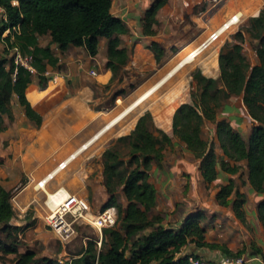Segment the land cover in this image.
I'll list each match as a JSON object with an SVG mask.
<instances>
[{
    "label": "trees",
    "instance_id": "16d2710c",
    "mask_svg": "<svg viewBox=\"0 0 264 264\" xmlns=\"http://www.w3.org/2000/svg\"><path fill=\"white\" fill-rule=\"evenodd\" d=\"M168 0H153L141 18L142 34H154L158 23V11ZM6 12V20L0 18V42L5 54L17 47L22 54L32 57L38 85L46 87L51 79L47 67L57 68L59 57L51 48L56 44L65 51L71 46H82L90 56L98 53V38L104 37L106 45L105 66L111 71L109 81L117 70L126 64L127 49L121 47L120 36L129 32L127 24L111 13L112 0H0ZM247 30L258 40V63L251 65L242 51V32L235 34L232 43L223 44L218 52L219 78L204 75L201 70L192 73L196 92H191L192 102L181 103L172 115V136L157 128L152 115L146 111L140 115L132 131L119 137L129 146L130 159L126 167L119 152L107 148L102 154L103 183L108 200L102 208L117 204L118 189L123 193L126 205L119 206V227H105L101 232V247L88 240L78 257L70 264H185L186 256L177 253L188 242L196 246L214 247L205 241V227L201 210L187 216L177 228L166 227L160 216H150L156 205V189L149 181L151 164L162 165L163 149L173 143V138L184 144L196 160L204 182L211 183L221 172L235 174L241 161H246L247 182L259 194H264V6L258 15L249 18ZM5 31H7L6 34ZM48 35L46 45H39L38 38ZM148 48L156 62H160L165 48L152 40ZM32 74L22 66H16L12 57L0 55V131L4 129L3 116L12 118L11 97L16 95L25 116L37 127L42 116L32 107L26 96ZM219 83H222L220 85ZM230 94L242 95L243 103L256 122L245 138L226 119H218L217 112ZM205 121L214 127L213 139L226 159H219L213 139L202 136ZM234 194L232 200L226 197ZM217 197L223 205H231L235 215L244 220L243 205L246 195L235 189L234 182L220 187ZM11 191L0 182V229L7 240L0 239V254H15L16 264H62L48 257L36 258L32 250L19 252L18 234L25 226H13L15 217L11 203ZM256 217L264 228V197L256 206ZM31 224V223H30ZM29 224V225H30ZM28 225V226H29ZM245 247L232 252L223 248V254L240 256ZM260 254L259 251L255 252Z\"/></svg>",
    "mask_w": 264,
    "mask_h": 264
},
{
    "label": "rangeland",
    "instance_id": "374dc122",
    "mask_svg": "<svg viewBox=\"0 0 264 264\" xmlns=\"http://www.w3.org/2000/svg\"><path fill=\"white\" fill-rule=\"evenodd\" d=\"M152 1L138 0L135 4L133 1V4L123 6L120 0H112V11L115 15H122L124 20L132 24L135 21L133 29L141 26V31L138 33L129 29L127 34L120 36V46L127 49L128 59L126 64L117 70L112 81L108 80L102 83L98 75L104 67L107 69L106 66H100L99 62H97L102 60L99 55H102L104 51L106 52L107 43L103 44L104 39L99 43V55L95 59L85 49L82 52L80 51V54H76L78 55V61L74 62L71 59L73 63L70 69L65 61L60 60L57 68L48 67L51 71L47 73L49 77L61 74L65 77V80L62 81L61 86L56 85L58 92L53 93L56 94V99H53L52 104L47 105L46 109L49 113H52L56 107L59 109L64 104H68L66 109H69L71 99L69 101L64 100L67 97H73L74 102L83 103L84 108L89 110V128L91 129L84 142L98 133L102 127L127 107L141 92L173 68L172 66L180 60V57L188 54L224 21L234 14H239L240 21L227 28L217 40L207 45L191 61L174 72L144 102L122 116L118 122L104 131L100 138L90 145L87 150L92 156L89 162L93 171L90 173V185L86 187L85 193L92 214H96L109 198L106 189H101L100 187L102 177L104 179L101 170L103 166L102 154L107 148L117 150L119 158L124 162L121 168L127 166L130 159V148L126 141H119L118 139L132 131L140 115L149 111L154 125L160 129L163 128L160 123L163 115L171 117L172 122L174 108H177L183 102H192L190 94L192 91L196 92L192 73L196 70H201L204 75L218 79L220 71L218 55L216 59L217 50L219 52L220 47L225 43L236 41L235 34L237 32H242L244 36L241 43L242 51L250 64L253 65V60H258L255 52L258 40L250 35L247 28L249 18L258 15L260 9L264 6V0H254L250 10L234 11L219 21H216L217 16L224 13L226 8H228V4L235 5L238 0H230L228 4H226L228 0H168L158 11V23L154 26V34L146 36L142 34L141 18L143 15L141 17L140 15L142 14L143 5L148 8ZM48 38L47 36H42L41 41L46 43ZM152 40L158 41L165 48V54L161 61L156 62L154 57L151 56H143L134 61V50L139 47L147 48ZM2 50L0 46V55H2ZM54 53L59 59L63 58L64 51H61L58 47L54 50ZM12 55V50L6 54L7 58L12 57ZM136 64L140 65L137 66ZM91 70H95L97 75L91 74ZM214 70L217 71L214 72ZM109 72L111 74L110 70ZM32 77L35 79L36 74H33ZM219 84L222 85V83ZM31 86L33 89L37 87L35 84ZM211 124H213L211 121H205L202 127V136L209 141L213 139ZM167 132L172 136L171 126L167 128ZM213 142L214 146L219 148L215 139H213ZM162 153V165L157 167L156 163L153 162L148 170L149 181L154 185L157 194L156 205L150 212V216H160L163 219L162 224L164 226H175L178 222V216L183 211L201 210L207 214L202 221V223L206 224L205 228L207 227L208 229L207 237L211 240L219 241L220 239L215 236L216 231H212L217 225L215 219L218 217L222 218L221 223L223 226V224H227V217L229 216L227 215L229 208L221 206L223 204L217 197V192L219 191L217 189L222 186L221 181L217 178L207 185L202 178H198L195 171L197 168L199 169V161L194 157H188L187 154L190 152L176 138H173L171 145L164 147ZM11 156L12 154H10V158ZM177 159H184L186 162L191 161V163H187L188 169L180 168L176 171L174 169L175 165L179 163L176 161ZM11 162L13 163H10L9 166L12 170L15 169V172L8 175L5 182H8L7 186H9L8 188L11 191L10 200L16 214L10 223L13 226H25L23 231L18 234L19 252L29 249L34 251L36 258L48 257L62 264H70L78 257V253L86 246L88 240H94L97 248L102 246L101 243L100 245L98 244L99 234L97 230L92 225L81 221L73 223L74 233L70 237L60 240L59 236L43 219L46 213L43 205L46 191L34 188L37 181L44 178L45 175L40 179L36 178L31 185L26 187L24 192L29 196L28 205L25 203L23 205L18 193L28 179L18 171V160L12 158ZM234 186L235 189L246 194L245 203L253 204V199L249 196L250 187L245 181L244 173L235 178ZM47 190L49 192L54 191L49 190L48 187ZM116 196L118 204L115 205L117 211L116 227H119V206L124 209L126 200L120 189H118ZM234 197L235 195L232 194L226 198L232 200ZM33 216L37 217L33 218ZM221 228L224 227H219L218 231ZM0 239L7 240L5 233L1 229ZM243 245L239 246L238 250L244 248ZM257 248H250L251 254ZM243 254L248 255L246 252ZM15 259V254H0V264H16Z\"/></svg>",
    "mask_w": 264,
    "mask_h": 264
},
{
    "label": "crops",
    "instance_id": "0c3cea01",
    "mask_svg": "<svg viewBox=\"0 0 264 264\" xmlns=\"http://www.w3.org/2000/svg\"><path fill=\"white\" fill-rule=\"evenodd\" d=\"M133 1L135 4L138 0ZM133 1L120 0V3L123 4V6H126L127 4H133ZM229 1L230 0H228L226 4H228ZM253 3L254 0H238L235 5L228 4V8H226L224 13L217 16L216 21L224 19L226 15L237 10H250ZM146 8L147 7L143 5L142 14L140 15V17L143 15V12ZM110 10L111 13L114 14V12L112 11V5ZM116 16L120 17L127 24L130 31L134 30L135 33L141 31V26L133 29L135 21L133 22L134 24H132L131 22L124 20L122 15ZM42 36L49 37L48 35ZM42 36L38 38V42L39 45L44 46L48 43L49 38L46 43H43L41 41ZM101 40H103V44L107 43L106 38H98V53L92 57L93 59H95L96 56L99 55V43ZM0 46L3 49L2 55L6 56L4 52V43L0 42ZM51 48L54 51L57 48V45L52 44ZM82 50H85V48L82 46H71L64 51L63 58L61 57V59L59 60L65 61V63L69 65L68 68L70 69L72 67L73 61L76 62L79 60L77 57L78 55L76 54H80V51L82 52ZM105 54L106 52L104 51L102 55H99L102 60L97 61L99 62V65L103 67L106 63ZM217 55L218 50L216 53V59ZM143 56L153 57V53L148 47H139L134 50V61L135 59L142 58ZM71 59H73V61ZM257 63V59L255 61L253 60V65ZM136 65L138 66L140 64ZM48 67L46 74L51 72ZM215 71L217 70H214V72ZM95 75H97V73ZM98 75L102 83L108 81L111 76L109 70L105 69V67L99 72ZM50 78L51 79L48 81L47 86L43 88L38 85L37 75L35 79H33V77L31 76V83L26 89L27 99L29 100L32 107L42 116V123L39 127H37L31 120H29L25 116L23 107L18 103L15 94H13L11 97L12 118H9L7 115L3 116L4 129L0 131V182L3 187L9 190V186H7L8 182H5V179L8 177V175H11L13 172H15V169L12 170L9 165L10 163H13L11 162V159L16 158L19 165L18 171L24 174L28 179V181L24 184V187H22L20 189L21 191L18 193L23 205L24 203L27 204L29 197L24 192L26 187L31 185L32 181L36 178L40 179L43 175L46 176L48 173L53 171L62 161H67V159H69L67 167L63 171L60 170L58 171V173L56 172L59 175L56 176L57 174H55L53 178L47 181V187L49 190H55L59 187H64L71 193L86 197V187L90 185L89 177L90 173H92L93 171V168L90 166L89 162V159L92 156L89 154V151L87 149L90 147V145L97 141L100 136L92 141L86 148L80 150V147H82L83 144H85V142L89 140L88 139L84 142L85 138L88 137L89 132L91 131V129L89 128V110H86L84 108V106L82 105L83 103L80 104L78 101L74 102L73 97H67L64 100L69 101L71 99L69 109H66V106L68 104H64V108L61 107L58 109L56 107L52 113H49L46 108L47 105L52 104L53 99H56V94H53L58 92V88H56V85L61 86L62 81L65 80V77L61 74H56L55 76ZM32 84H35V86H37L36 89H33V87L31 86ZM168 118L170 119H168L169 121L164 122L161 119L160 123L163 125L162 129H164V131L171 136V134L167 132V128L171 126V117ZM217 118L226 119L227 121H229L235 129H237L243 136H245V138L248 137L252 126L256 123L250 117L243 103L242 95H234L230 93L224 105L217 112ZM214 127L215 125L211 124L212 136H214ZM203 138L205 137L203 136ZM215 152L219 159L227 160V158L223 156V152L220 148L215 147ZM10 154H12L11 158ZM73 154L75 155L73 156ZM187 156L190 158L193 157L191 153H188ZM176 161L179 162L177 165H175L174 169L176 171L180 168L188 169L187 163H191V161L186 162V160L184 159H177ZM238 164L241 167L240 170L235 174H228L226 172L220 173L219 180L221 181L222 186L228 182V179H231L234 182L235 178L239 177L241 173H244L245 181H247L246 161H241ZM101 170L103 173V166ZM195 172L198 178H202L200 170L198 168ZM100 182L101 189H105L103 177ZM206 184L209 185L210 183ZM249 196L251 197V199H253V204L251 203L250 205L248 203H245L243 205L244 220H240L235 215L231 205H221L229 208L227 210V215L229 216L227 217V224H223V226L221 223L222 218L218 217L217 219H215V221H217V225L215 226V229H212V231H216L215 236L220 239L219 241L209 239L207 237L208 229L207 227L205 228V241L214 244V247L196 246L193 242H188L177 253V257L194 254L198 257L213 261L223 255V248L235 252L239 249V246L244 244L243 246L245 247V252L248 255L250 254V257L252 258L250 264H264V228L261 222L256 217L257 203L261 198L264 197V194H259L250 187ZM196 211L198 210L196 209L190 212L183 211L181 215L178 216V222L175 226L169 225L166 227H179L187 216L193 214ZM206 215L207 214L205 213V218ZM36 217L37 216H33V218ZM202 225L204 227L206 226L205 223H202ZM219 227L224 228H221L218 231ZM253 247H258L255 252L259 251L260 254H256L255 252L251 254L250 248Z\"/></svg>",
    "mask_w": 264,
    "mask_h": 264
},
{
    "label": "built area",
    "instance_id": "2783aa9c",
    "mask_svg": "<svg viewBox=\"0 0 264 264\" xmlns=\"http://www.w3.org/2000/svg\"><path fill=\"white\" fill-rule=\"evenodd\" d=\"M0 18L6 20V12L1 4ZM227 20H232V23L230 24L231 26L232 24L240 21V16L239 14H234ZM219 28L220 26L210 32L204 40L193 48H196L198 51L191 57V59H193L207 45L217 40L225 31H220ZM6 32L7 31H5V33ZM11 50L13 51L12 60L16 66L24 67L32 75L36 74V69L32 65V57L30 55L22 54L17 47H13ZM190 53L191 52H189L188 55ZM90 72L93 75L96 74L93 70ZM66 167L67 165L65 161H62L57 165V168L63 170ZM44 184L47 185L45 178L38 180L35 185V189L44 191ZM45 195L46 197L43 201V205L46 209V213L43 219L45 223L59 236L60 240H65L70 237V235L74 233L73 223L75 221H81L92 225L97 230L99 234L98 244L100 245L102 228L115 227L117 224V211L115 206L101 208L96 214H92L90 204L86 197L70 193L64 187H59L50 193L45 192ZM251 261L252 258L246 254H242L240 256L223 254L218 259L213 261L198 257L194 254H188L185 259V264H250Z\"/></svg>",
    "mask_w": 264,
    "mask_h": 264
},
{
    "label": "bare ground",
    "instance_id": "6f19581e",
    "mask_svg": "<svg viewBox=\"0 0 264 264\" xmlns=\"http://www.w3.org/2000/svg\"><path fill=\"white\" fill-rule=\"evenodd\" d=\"M258 4V3H257ZM232 23V20H227L224 23H222L220 25V31H224L226 30L230 24ZM197 49H193L189 52H191L189 55L186 54L183 57H180V60L174 64V66H172L173 68H171L165 75H163L162 77H160L158 80H156L154 83H152L149 87H147L143 92H141L127 107H125L122 111H120V113H118L114 118H112L104 127H102V129L96 133L95 135H93L87 142H85V144H83L82 147H80V150L83 148H86L92 141H94L95 139H97L99 136H101L102 133H104V131H106L107 129H109L112 125H114L116 122H118L119 119L122 118V116H124L125 114H127L129 111H131L133 108H135L137 105L141 104L142 102H144L150 95L151 93L158 87L160 86L162 83H164L174 72H176L178 69H180L181 67H183L186 63H188L189 61H191V57L194 56L197 53ZM188 52V53H189ZM214 63V62H213ZM168 112V111H167ZM166 112V113H167ZM161 115V114H160ZM164 122L165 121H169L170 119L166 116L163 115V117L161 118ZM169 119V120H168ZM163 123V122H162ZM168 125V124H167ZM79 150V151H80ZM78 153V152H77ZM75 154H73L74 156ZM69 159H67L66 165L68 164ZM63 170V169H59V168H55L53 171H51L50 173H48L44 178H45V182H47L48 180H50L51 178H53L55 176V174L58 173V171ZM57 172V173H56ZM44 190L47 193H50L47 190L46 184L43 185Z\"/></svg>",
    "mask_w": 264,
    "mask_h": 264
}]
</instances>
